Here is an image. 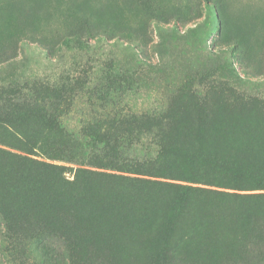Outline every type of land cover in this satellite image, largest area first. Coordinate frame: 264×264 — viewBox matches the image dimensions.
Listing matches in <instances>:
<instances>
[{
	"label": "trees",
	"instance_id": "1",
	"mask_svg": "<svg viewBox=\"0 0 264 264\" xmlns=\"http://www.w3.org/2000/svg\"><path fill=\"white\" fill-rule=\"evenodd\" d=\"M62 94L34 82L0 86V232L14 250L41 264L123 254L175 264L189 253L215 264L230 241L231 264H264V119L217 132L206 111L214 101L203 98L194 131L166 111L73 131L60 121Z\"/></svg>",
	"mask_w": 264,
	"mask_h": 264
},
{
	"label": "rangeland",
	"instance_id": "2",
	"mask_svg": "<svg viewBox=\"0 0 264 264\" xmlns=\"http://www.w3.org/2000/svg\"><path fill=\"white\" fill-rule=\"evenodd\" d=\"M8 81L60 88L69 98L60 121L73 131L164 111L194 131L208 98L210 128L227 135L264 119V0H0V86ZM235 247L229 241L215 264H231ZM22 251L0 232V264H41ZM101 261L149 262L140 254ZM175 264L205 263L189 253Z\"/></svg>",
	"mask_w": 264,
	"mask_h": 264
}]
</instances>
